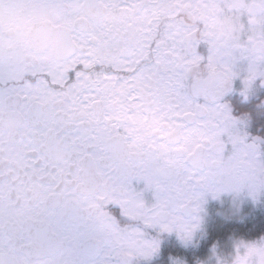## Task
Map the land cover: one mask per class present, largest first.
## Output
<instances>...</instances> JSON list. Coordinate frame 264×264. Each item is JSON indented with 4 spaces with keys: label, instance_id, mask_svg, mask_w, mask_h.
Wrapping results in <instances>:
<instances>
[{
    "label": "snow or ice",
    "instance_id": "1",
    "mask_svg": "<svg viewBox=\"0 0 264 264\" xmlns=\"http://www.w3.org/2000/svg\"><path fill=\"white\" fill-rule=\"evenodd\" d=\"M58 6L60 59L0 48V264H140L159 233L195 232L225 162L264 180V140L220 102L264 77V0ZM210 7L231 38L207 33Z\"/></svg>",
    "mask_w": 264,
    "mask_h": 264
},
{
    "label": "clouds",
    "instance_id": "2",
    "mask_svg": "<svg viewBox=\"0 0 264 264\" xmlns=\"http://www.w3.org/2000/svg\"><path fill=\"white\" fill-rule=\"evenodd\" d=\"M58 5L59 0H0V48L47 61L60 59L67 51L68 25L63 9ZM201 20L209 35L231 38L233 21L221 9L208 8L201 14ZM216 192L217 196L222 192L236 196L246 193L255 200L264 192V180L254 179L241 169L237 161L225 162L220 169ZM193 235L180 240L188 245ZM159 251L160 247L152 257L158 255ZM168 260L169 264H188L186 258L172 254H169ZM213 262L264 264V234L253 238L233 237L231 252L221 253L214 246L209 258L198 259L195 264Z\"/></svg>",
    "mask_w": 264,
    "mask_h": 264
},
{
    "label": "flooded vegetation",
    "instance_id": "3",
    "mask_svg": "<svg viewBox=\"0 0 264 264\" xmlns=\"http://www.w3.org/2000/svg\"><path fill=\"white\" fill-rule=\"evenodd\" d=\"M197 51L206 56L207 46L202 43ZM244 74L242 72L241 77L234 79L232 90L220 102L229 105L238 128L248 133L250 140L253 137L264 140V77H257L245 92ZM134 185L143 188V182L137 185L134 181ZM145 199L152 200L151 192H145ZM111 207L118 212V206ZM199 215V227L190 244L184 245L175 232L159 233V254L140 261V264H169V254L184 257L188 264H195L198 259L209 258L214 246L221 253L231 252L233 237L253 238L264 234V192L255 200L246 193L239 196L227 192L217 197L207 195Z\"/></svg>",
    "mask_w": 264,
    "mask_h": 264
}]
</instances>
